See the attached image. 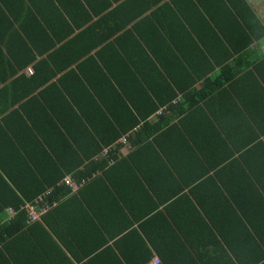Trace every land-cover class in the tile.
Returning a JSON list of instances; mask_svg holds the SVG:
<instances>
[{"label": "trees", "instance_id": "1", "mask_svg": "<svg viewBox=\"0 0 264 264\" xmlns=\"http://www.w3.org/2000/svg\"><path fill=\"white\" fill-rule=\"evenodd\" d=\"M157 1L10 0L9 10H3L0 7V47L3 45L6 48V45L19 40L20 50L31 53L27 49L29 47L24 43L23 32L27 33L26 31L32 30L36 36H39L38 33H40V39L43 40L46 36L48 39H51V36L66 37V34L73 35L75 30H79L76 35L77 40L82 39V44L86 48L83 52L77 53L73 60L77 59L78 61L79 57L84 54H87L86 63L90 59L95 60L91 51L101 46L95 53L100 58L102 56L106 69L110 62L116 66L117 63H121L127 67L129 73L136 77H143L139 69L136 70L135 62L137 63V60L140 59L143 66L147 65L149 68L147 77L152 75L159 83L160 88L154 85L143 88L140 85V92L145 93V100L128 99L126 102L130 104V107L117 96L118 109L121 106L124 112L120 134L130 132L160 106L167 105V110L175 108L180 110H178L179 116L175 117V123L170 126L167 123L171 117L164 118L165 115H161L155 123L140 125L142 130L140 137L142 136V138L133 143L137 145L141 140L144 143H140L127 158L116 157L119 144L112 150L108 149L105 155L100 153L103 150L102 146H106L105 143L120 136L118 132L111 137V134L107 135L109 138L106 140L103 138L101 146H96L91 153L84 152L80 148H78L80 153L73 150L70 142L61 132L58 134L60 138L58 143L63 144V147L58 149L59 151L55 148L56 146L36 140L32 142V148H28L25 147L23 141L20 142L16 138V143L11 144L12 147L9 151L17 157V167L8 169L5 166L8 163H0V172H4L5 176L4 178L0 175V264H73L70 257L57 244V240H61V235L70 237L72 242L77 243V240L82 239L81 243L79 242L80 246L76 244L78 252L67 247L68 254L76 258H80V253H82L84 256L93 254L94 258L90 261L99 257L107 264L113 261L117 262L119 259L123 261V264H146L153 256L146 248V243L141 239L146 237L158 257L157 264H195L189 254L195 252V244H186L191 238L192 241L196 240L194 232L201 233V238L198 239L201 242L204 243L206 238H210L217 244L216 249H212V254L200 260L194 254L200 264L230 263L232 259L227 257L226 248L232 249L234 243L237 246L239 244L240 247L247 244L250 249L246 252L238 251L233 254L239 264H264V173H261L263 178H258L250 170L252 167L246 161L248 157L257 159L260 152H262L261 159H264V143L259 140V135H264V129L255 131L250 124L253 121L256 124L254 126L258 128L264 125V109L260 110L262 116L258 110L253 112L251 110L252 103L248 104L249 100L246 97V95L251 96L254 93V90L248 86V80L253 83L255 90L257 89L258 93L264 96V60L254 67V71H250L252 74H245L247 81H244V75L237 78L234 74L224 77V71H219L220 73L210 80L205 76L209 71L214 70L211 66L203 69L202 73L198 75L195 71L194 77H191L186 74V68L183 66V63L188 59L183 55L174 59L177 64L172 62V59L169 60L174 67H177L173 71L165 69L164 64L162 67L157 66L155 62H159L162 58L151 49L149 36L162 41H164V36L167 37L170 43L165 42V47L168 48H173L174 44L172 34L168 33L164 20L160 14L151 12L148 16L132 23L143 13L145 14ZM224 1L227 2L228 7H224L222 4L220 6L224 7L221 8L222 11L229 15V21L232 22L227 27L229 33L231 34L229 29L234 28L235 31L237 29L246 41L247 35L242 29L244 26L235 28L233 25L238 18L243 21L247 29L253 32V25L249 22L246 23L245 18L239 12L243 7L250 15L249 8L243 0ZM203 2L208 3L205 0H187L185 15L188 28L190 27L188 17L197 15L201 18L199 7L206 12L202 6ZM113 4L116 5L113 7ZM230 8L231 10H229ZM53 10H56L55 14ZM231 11L234 13L233 16H231ZM99 15L101 17L94 20L93 17ZM22 18L23 23H20L19 28L23 31L19 34V29L14 28V23H18V20ZM253 23L259 27L261 33L264 32L259 20L254 18ZM83 26L85 28L80 29ZM72 27L75 29L73 30ZM61 34L62 36H58ZM6 36L7 39L4 41ZM112 36L113 40H109ZM188 37L190 38V36ZM30 42L33 43L32 40ZM170 50L172 51V49ZM217 50L229 56L223 45ZM170 55L173 56L172 52ZM3 58L9 64L12 60L18 69L21 68L14 56L8 53L5 58L0 48V60ZM214 63L219 64L220 61ZM180 66L181 68H179ZM221 68L225 69L223 66ZM162 73L167 78H158ZM111 78H114L113 74ZM20 79L23 86L20 90L15 89L14 92L26 96L45 84V81H40L35 75L29 79L20 75ZM201 79H203L202 87L191 92V86L196 83V80ZM258 79L262 82L263 87H259ZM0 80H4V76L0 75ZM226 81L229 82L224 85ZM13 82L20 81L14 80ZM162 83H167V85ZM30 85L32 86L27 88ZM82 86L86 89V86L83 84ZM237 87L241 89L238 90ZM39 95L41 96V93ZM178 95H181V99L176 101ZM18 98L20 101L24 96L21 95ZM63 100L60 101L67 102ZM16 102L13 100L11 103L14 106ZM70 102L76 104V108L79 107L78 101ZM110 112L113 113V111ZM7 115L8 117L17 115L20 121V125H16L17 127L33 128L32 118L28 113L25 116L20 115L18 108H15L8 111ZM256 117H260L262 122L257 121ZM243 124L250 129L249 132H241ZM6 125L10 128L9 124ZM2 129H4L3 126ZM34 132H37L35 128ZM34 132L32 134L30 132L32 137ZM32 137L28 138L29 142L32 141ZM150 137L151 139L148 140ZM40 152L43 155H39V161L31 158L32 154ZM235 154L238 156H234ZM108 158L112 161H108ZM86 161L87 163H85ZM111 162L113 164L107 167ZM191 167L194 170H191ZM214 167L218 170L210 172ZM247 169L255 177L253 181H250V185H254L253 192L260 200V218L254 214L251 219L245 214L247 204L256 203L250 196L245 198L249 202H242L244 204L242 205L231 193L240 187L243 190L242 193L247 192L249 186L245 187L244 184V179H248ZM261 170H264V167L259 171ZM16 171L18 174L15 175ZM190 172H192L191 179L189 178ZM66 176L77 187V191L71 196L69 195L72 188L64 183ZM201 186L206 187L204 189L206 196L200 200L195 193ZM184 188L189 189L190 196L198 198L196 203L200 205L202 214H205L207 203H209L208 209L216 210L221 215L220 221L210 224L212 228L202 221L200 222L203 228L185 227L178 224L173 228L167 223L155 224V220H158L159 214L161 215L156 212L158 205L168 201L175 202L176 195L181 194ZM48 189L50 191L45 194ZM259 191L261 195H259ZM39 196H43L50 206L53 203L56 206L42 216L41 222L36 221L29 225L26 212L19 208L25 203H33L32 201ZM145 197L152 203L150 209H147ZM231 200L241 209L243 215L234 216L223 222ZM71 204L79 208V213L85 214V216L84 223H81L78 230L70 231V234H67L62 227L60 230L58 220L61 222V226L62 223L66 224L67 216L64 218L60 213ZM83 205L90 211L88 216L83 210ZM119 205L122 215L118 219L122 221L123 218L128 220L132 217L135 221L130 222L127 229L120 227L114 232L109 230L112 222H118V219L114 221L117 209L113 210V207ZM187 205L195 215L196 211L191 203ZM6 207L14 209L16 215L11 220L3 221L2 213ZM142 208L145 210L141 212ZM196 216L198 215L196 214ZM52 221L57 222L59 227L57 224L52 226L50 224ZM134 224L137 225V229H133ZM219 224H223L224 228H218ZM55 228H59V230H55ZM168 231L169 234L171 233L172 239L169 237ZM214 231L216 232L214 233ZM127 233L128 235H126ZM74 234H79L81 238L79 239ZM130 234L140 236V238L135 240L129 236ZM161 234H164L165 240L160 239ZM121 235L126 236L121 237ZM238 238H240V243H237ZM140 239L141 242H139ZM110 240L114 241L109 243ZM61 242L63 241L61 240ZM83 246L86 250L83 249ZM242 255H246L247 258H242ZM112 257L115 260L111 261Z\"/></svg>", "mask_w": 264, "mask_h": 264}, {"label": "crops", "instance_id": "2", "mask_svg": "<svg viewBox=\"0 0 264 264\" xmlns=\"http://www.w3.org/2000/svg\"><path fill=\"white\" fill-rule=\"evenodd\" d=\"M205 1H207L208 3L203 2L202 6L204 7L206 12H204V10L199 7L198 9L200 11L201 18L197 17V15L188 17L190 19L189 28L187 26L185 15V11L187 10V0H158L156 4H154L148 11L145 12V14L143 13L132 23L145 16H148L151 12L160 14L161 18L164 20L165 26L168 29V33L172 34V40L174 41V44L172 46L173 48H168L165 47V42L168 44L170 43L167 37L164 36V41H162L158 38H156L155 40L151 35L149 36L151 49L154 51V53H157V55L162 58L159 62H155L157 66L160 65L162 67V65L164 64L165 69L168 68L170 69V71H173L177 67H174L172 62L175 61L174 59L176 57H182L183 55L188 58L187 61L183 63V66L186 68V74L190 75L191 77H194L193 75L195 71L198 75L199 73H202L203 69H207L208 66H211V68H213L214 70L209 71L205 76L210 80H212L217 73L219 74L220 72L224 71V77L232 76L234 74L236 75L235 78H237L244 75V81H247V79L245 78V74H252V72L250 71H254V67L260 64L262 60H264V32L261 33V31H259V27L255 26V24L253 23L254 18H256L264 28V0H243V2L246 3L247 7L249 8L250 15L248 11L243 7L241 8V10H239V12H241V15L243 16V18H245L246 23L249 22L253 25V32L247 29L243 21L238 18L235 21L236 26H233L235 28L237 26H244V28L242 29L247 35L246 41H244V36L240 35L239 30L237 29L236 31L234 28L229 29L231 30V34L229 33L227 27L232 22L229 21V15L225 14L221 9L225 6L228 7L226 1ZM221 4L224 5V7L220 6ZM115 5L116 4H113V7ZM0 7L3 10H9L10 0H0ZM229 10H231V8ZM53 11V13L55 14L56 10ZM233 15L234 13L233 11H231V16ZM99 17H101V15L93 18L95 20ZM20 23H23V18L19 19L18 23H14V28L16 30L19 29V34L23 31L21 28H19ZM85 26L80 29L85 28ZM74 29L75 28H73V30ZM26 32L27 33L23 32L22 35L25 45L32 49L31 50L27 48L31 53H26L20 50L21 43L19 40H15L13 44L6 45L5 43L6 48L3 45L0 47L5 58H7V55L9 53L10 55L15 57L18 66H21V68L18 69V67L12 60L10 64L9 62H6L4 58L0 60V75L4 76V80H0V163H8L5 165L8 169L17 167L18 159L15 154L9 151L12 147L11 144L16 143V138L20 142L23 141L25 143V147L28 148H32V142L36 140L49 143L52 146H56L55 148H57L58 150L63 147V144L58 143V141L60 140L58 134L59 132H61L68 139L73 150L80 153L81 151L78 150V148H80L83 149L84 152L91 153L92 149H94L96 146H101V143L109 138V136L107 137V135L111 134V137L112 135H114V133L118 132L120 136L111 142L105 143L106 146H102V149L112 150L116 148L117 144H119L118 154L116 157L121 159L127 158L128 155L132 154L137 146L140 145V143H144L143 140H141L137 145L133 143L139 138H142V136L140 137V135H142L140 125H149L155 123L161 115H165L164 118L171 117L170 120H168V126H170L172 123H175V117L179 116V108L167 110V105H163L158 107L156 111H154L146 119L141 121L138 125H136V127L133 128L130 132L127 131L124 134H120V126L123 121L124 112L122 111L121 106H119L118 109L117 96H119V98L125 102L128 101V99L133 101L140 99L144 101L145 93L140 92V85L143 88L153 87V85L159 87V83H157L152 75L147 77V75H149V68L147 67V65L143 66L140 63V59L137 60V63L135 62L137 66L136 70L139 69L143 77H136L133 74L129 73L127 67H125L121 63H117L116 66V64H111L110 62L108 69H106L102 56L100 58L95 53V51L99 50L101 46H98L91 51V54L95 58V60L89 58V62L86 63L87 54H84L85 56L82 55L81 57H79L80 59L78 58V61L77 59L73 60V58L77 56V53L83 52L86 48L85 45L82 44V39L77 40L76 35L78 34L79 30H75L73 35L68 33L66 34V37H56L58 41L55 40L56 38L53 36H51V39H48V36H46L43 40H41L40 33H38L39 36H36L32 30H28ZM58 36H62V34ZM188 36H190V38ZM114 37L112 36V38L109 40H113ZM6 39L7 36L4 38V41H6ZM30 40H32L33 43H31ZM125 42L128 43V41ZM222 45L229 53V56H227L224 52L222 53L217 50V48H221ZM170 49H172V51ZM170 52H172L173 56L170 55ZM28 55L30 56L29 58ZM170 59H172V62H169ZM180 61L182 60L180 59ZM215 61H220L221 64H216L214 63ZM174 63L177 64V62ZM222 66L225 67V69L221 68ZM179 68H181V66ZM27 69H31V73H27ZM112 74L114 75V78H111ZM143 74H145L146 76H144ZM20 75H24L25 79H29L33 75L38 76L40 81H45V84L44 86L37 88L34 92L32 91L33 93L31 92L32 94L28 96L22 93H16L14 92V90H20L23 86V84L21 83L22 80L20 79ZM160 77L167 78L164 73H162L158 78ZM14 80H19L20 82H13ZM258 81L260 82L259 79ZM195 82L196 83L190 88L191 92H195L197 89H200L202 87L203 79L196 80ZM227 82L229 81H226L224 85H226ZM81 83L86 86V89L82 86ZM162 84L167 85V83ZM248 84V86L254 90V93L251 96L246 95L247 100H249L248 104L252 103L251 110L253 112L255 110H258L260 114V110L264 109V96L260 95L257 89L255 90V88L253 87V83H251L249 80ZM31 86L32 85L27 86V88H30ZM259 87H263L262 82L259 83ZM237 89L239 90L241 88L237 87ZM39 93H41V96L39 95ZM21 95L24 96V98L19 101L18 97ZM61 97L62 99H64L63 101L67 102H61ZM33 98H36V100H33ZM180 99L181 95H178L176 101H179ZM13 100L17 101L14 106L11 103ZM70 101H78L77 103L79 107L76 108V104H71ZM126 104L130 107V104L128 102H126ZM15 108H18L20 115L25 116L26 113L29 114V117L32 118L33 128H27L25 126L17 127L20 125V121L17 115H14L13 117H8L7 115L8 111ZM110 111H113V113ZM131 112L134 114L133 111ZM260 116L262 115L260 114ZM256 118L257 121L262 122L260 117ZM6 124H9L10 128H8ZM250 124L252 126V129H254L255 131H259V129L261 131L264 129V125L260 128L255 127L254 125L256 124L253 121ZM2 126L4 129H2ZM34 128L37 132H34ZM249 130L250 129L247 128L244 124L241 125L242 133H247L249 132ZM30 132L31 134L34 132L33 137ZM30 137H32V141L29 142L28 138ZM124 137L127 138L126 143L122 142V138ZM150 139L151 137L148 138V140ZM259 140L264 143V135H259ZM55 153L58 152L55 151ZM261 154L262 152H260V155H257V159H253L250 157L246 158V161L252 167L250 168V170L258 178H263V174L261 173H264V170L259 171L264 167V159H261ZM39 155L43 154L41 152L38 154L34 153L32 154L31 158L33 160L39 161ZM234 156H238V154H235ZM107 160L112 161L110 158H108ZM70 161L75 162L74 159L73 161ZM85 163H87V161ZM112 164L113 162H111L110 165H107V167H110ZM191 170L194 169L191 167ZM216 170H218V168L214 167L212 170H210V172ZM150 172L152 171L150 170ZM16 174H18L17 171L15 172V175ZM0 175L5 178L4 172H0ZM191 176L192 172H190V179L192 178ZM247 176L248 179H244L245 187L249 186V189H247V192H245L246 194L242 193L243 190L241 189V187L236 188L231 193H233V196L239 203L249 202V200L245 198L250 196V198H252L256 203H248L246 206L245 214L248 218L251 219L254 214L257 218H260V200H258L256 193L253 192L254 185H250V181H253L255 177L248 169ZM8 184L11 185V183ZM204 189H206V187L201 186L198 190H196L195 194L200 200L203 196H206ZM48 191H50V189H48ZM76 191L77 190L71 189V194L69 196L74 194ZM188 192L189 189L184 188L181 194L178 193L176 195L175 202L171 203V201H168L166 203H161L160 205H158V207L156 208V212L161 213V215L159 214L158 220H155V224L160 225L167 223L168 226L173 228L176 227V224L185 227L194 226L203 228L200 222L202 221L205 225L212 228L210 224H214L220 221L221 215L216 210H209V203H207L208 206L206 205L207 207L205 209V214H202V210L199 208L200 205L196 203V201H198V198L195 199L193 196H190ZM258 193L259 195H261L260 191ZM145 202L147 204V209H150V206H152L151 201L147 197H145ZM190 203L191 206H193V208L195 209L198 216H196V214L194 215L187 205ZM242 205L244 204L242 203ZM25 206L26 203L23 206H20L19 210H24ZM55 206L56 204L53 203L47 213ZM82 207L84 212L88 216L90 211L86 208L85 205H83ZM118 207H113V210L117 209L114 216V221L122 215L120 205ZM229 207L226 212L227 216H224L223 222L228 221L229 218L231 219L234 216L236 217L239 215H243L241 214V209L237 207L236 203L233 200L230 201ZM144 210L145 209L142 208L141 212ZM3 211V221L8 219L11 220L16 215V211L11 207H6ZM60 215H62L64 218H66L67 216L68 220L67 222H65L66 224L62 223L61 226V222L59 220L58 223L60 224V227L55 221H52L50 224L52 226L54 224H57L60 230L62 227L64 232H66L67 234H70V231H77L78 227L81 226V223H84L85 214H80L79 208L75 207L72 204L69 205L66 209L61 210ZM42 216L41 220L37 222L42 221ZM85 218L87 220V217ZM132 221H135V219H132V217H130L128 220L123 218L122 221L118 219V222L115 221L110 224L109 230L116 232L120 227L121 229H127V226ZM31 224L33 223H30L29 225ZM250 227L248 228L250 229ZM59 228H55V230H59ZM135 228L137 229L136 224H134L133 226V229ZM218 228L222 229L224 228V225L219 224ZM237 228L239 229L240 227L238 226ZM215 232L216 231H214V233ZM74 235H77L79 239L81 238L79 234ZM126 235H128V233ZM126 235H121V237H125ZM168 235L171 239L173 238L171 236V233L169 234V231ZM214 235L217 236V234ZM129 236H132L135 240L136 238H140V236H136L134 234H130ZM194 237L196 240L192 241L191 238L186 244H195V252L189 254L191 259L194 260L195 264H200L197 258L200 260L212 254V249H216L217 244L214 243V241L210 238H206L207 240H205L204 243L198 240L199 238H201L200 232H194ZM141 239L146 243V248L153 254L151 260L146 263L149 264L153 261V259H157L158 257L150 246V241L146 237H142ZM141 239L139 240V242H141ZM160 239L165 240L164 234H161ZM61 240L63 242H61ZM61 240H57V244L60 249L70 257L73 264H107V262H103L104 260L99 257L94 261H90L94 258L92 257L93 254L84 256L82 253H80V258L69 255V250L67 249V247L75 252H78L79 249L77 248L76 244L79 245V242L81 243L82 239L77 240V243L72 242L70 237L61 235ZM113 241L114 240H110L109 243H112ZM126 241H128V239H126ZM238 242L240 243V238H238L237 243ZM238 246L236 245V243H234L232 249L225 247L227 257H231L230 259H232L228 264H239L233 254L238 251L242 253L250 250L247 244L241 247L238 244ZM83 249L86 250L84 246ZM194 254L197 255V258ZM243 257L247 258L246 255H242V258ZM117 258L119 257L117 256ZM113 260H115L114 257L111 258V261ZM224 260L228 261L227 259ZM110 264H123V261L119 259L117 262H110Z\"/></svg>", "mask_w": 264, "mask_h": 264}, {"label": "built area", "instance_id": "3", "mask_svg": "<svg viewBox=\"0 0 264 264\" xmlns=\"http://www.w3.org/2000/svg\"><path fill=\"white\" fill-rule=\"evenodd\" d=\"M27 73H31V69H27ZM127 138H122V142L126 143ZM108 149H103L101 155H105ZM64 183L69 185L72 190H77L76 185L72 183L69 177H65ZM48 192H45L47 194ZM50 209V205L43 199V196H39L33 201V203L26 204L24 210L26 212L28 223L36 222L40 220V217ZM157 259H153L151 264H157Z\"/></svg>", "mask_w": 264, "mask_h": 264}, {"label": "clouds", "instance_id": "4", "mask_svg": "<svg viewBox=\"0 0 264 264\" xmlns=\"http://www.w3.org/2000/svg\"><path fill=\"white\" fill-rule=\"evenodd\" d=\"M73 183V182H72ZM74 184V183H73ZM46 192H49L48 190L46 191ZM149 264H151V263H149Z\"/></svg>", "mask_w": 264, "mask_h": 264}, {"label": "rangeland", "instance_id": "5", "mask_svg": "<svg viewBox=\"0 0 264 264\" xmlns=\"http://www.w3.org/2000/svg\"><path fill=\"white\" fill-rule=\"evenodd\" d=\"M27 204H28V203H27ZM44 214H45V213H44ZM44 214H43V215H44ZM40 220H41V217H40ZM40 220H39V221H40Z\"/></svg>", "mask_w": 264, "mask_h": 264}]
</instances>
